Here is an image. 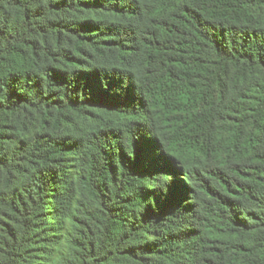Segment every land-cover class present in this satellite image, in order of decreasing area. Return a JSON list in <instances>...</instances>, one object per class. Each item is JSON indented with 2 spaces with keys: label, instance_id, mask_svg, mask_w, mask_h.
Masks as SVG:
<instances>
[{
  "label": "trees",
  "instance_id": "obj_1",
  "mask_svg": "<svg viewBox=\"0 0 264 264\" xmlns=\"http://www.w3.org/2000/svg\"><path fill=\"white\" fill-rule=\"evenodd\" d=\"M0 264H264V0H0Z\"/></svg>",
  "mask_w": 264,
  "mask_h": 264
}]
</instances>
